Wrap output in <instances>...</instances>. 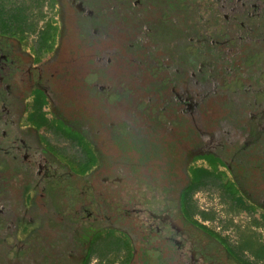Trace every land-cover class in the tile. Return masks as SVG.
I'll return each instance as SVG.
<instances>
[{"label": "flooded vegetation", "instance_id": "flooded-vegetation-1", "mask_svg": "<svg viewBox=\"0 0 264 264\" xmlns=\"http://www.w3.org/2000/svg\"><path fill=\"white\" fill-rule=\"evenodd\" d=\"M55 1L56 37L63 44L45 66L22 51L24 39L0 34V264H89L100 243L125 251L120 264H246L212 229L196 224L191 209L196 190L189 188L193 169L207 168L194 161L201 159L212 170L209 158H217L216 170L223 166L235 178L225 185L234 184L264 208V104L257 109L261 116L241 117L242 125L234 123V129L218 127L213 110L221 109L225 93L238 89L247 95L250 86V114L264 95V84L255 88L264 81V33L254 32L256 25L264 28V0H179L178 10L189 14L192 7L199 13L202 6L217 5L215 16H225V32L212 37L210 23L185 24L184 37L175 36L171 43L183 49L176 54L162 47L163 40L154 42L156 12H164L165 19L175 8L145 10L134 8L131 0ZM222 36L234 43L219 44ZM244 45L252 47L242 52ZM233 46L235 57L229 52ZM199 47L204 50L194 51ZM215 49L230 60L238 56L240 72L253 67L251 77L240 74L244 82L232 81L235 72L226 64L215 72L210 66ZM253 53L256 57L245 60ZM167 64L182 67L173 77ZM220 85L225 93L217 91ZM95 88L98 94L92 95ZM133 100L158 110L155 114L150 106L146 112V102L135 109ZM45 107L57 116L54 127L63 137L71 139L69 131L83 138L96 157L89 171L77 173L42 133L49 125ZM85 111L99 119L98 140L92 141L112 157L109 164L98 165L99 156L86 141L79 124ZM139 126L151 129L155 145L140 149L126 143ZM59 187L68 188L60 207L53 192L59 197ZM22 199V212L14 208L7 215L6 203L16 206Z\"/></svg>", "mask_w": 264, "mask_h": 264}, {"label": "rangeland", "instance_id": "rangeland-1", "mask_svg": "<svg viewBox=\"0 0 264 264\" xmlns=\"http://www.w3.org/2000/svg\"><path fill=\"white\" fill-rule=\"evenodd\" d=\"M44 1V4L40 5L39 8H30L31 0H16L17 4L22 5L23 7L27 8V12L31 15V21H33V29L34 31L25 33L24 41L21 44V48L23 52H26V54L29 55V58H38L39 66H45L50 60H52L55 55L57 54L58 49L62 46L63 42L60 44L59 37H56V34L59 30V6L55 0H42ZM179 0H131L129 1V4H132L134 8H142L147 10V6H151L156 11H164L168 9L175 8L177 12L172 11L169 13L165 19H163V13L164 12H156L158 15H156V19H154L156 22H158L159 29L156 30L155 34H158V37H154V42L162 41V47L164 46L167 48L166 50L169 51L172 54L180 53L183 51V49L179 50L177 48H171V43L173 42L175 36H178L180 39L181 37H184V32L182 33L183 26L186 27L187 24H195L196 27L198 26V22L201 23H210L207 26L208 33L212 32V37L216 35H222L223 32H225V19L224 15L222 13L219 14V17H216L215 15L218 14V11L216 10L217 5H213L211 8H205V6H202L201 11L199 13L194 12L195 8H191L193 13L189 14L187 11L178 10L177 6L179 5ZM211 0H208L209 2ZM40 12H39V10ZM185 15V19L184 16ZM201 15V16H200ZM214 16V18H212ZM51 18V19H50ZM200 18L202 20H200ZM52 21V28L50 30V37L48 41L41 45L40 42L41 35L44 32L46 25ZM184 21V22H183ZM196 21V22H195ZM195 22V23H194ZM243 22V20H242ZM186 24V25H185ZM249 26V25H247ZM247 26L245 25L244 30H247ZM58 27V28H57ZM260 27V26H259ZM182 28V29H181ZM254 29L255 31H260L264 33V28L258 29L257 25ZM214 32H216L214 34ZM247 33H250L249 29L247 30ZM150 35V34H148ZM231 38V37H230ZM230 38H224L223 36L221 38L217 39L220 41L219 44H229L233 42H230ZM249 38V37H247ZM251 38V37H250ZM221 39V40H220ZM27 40V41H25ZM240 42L242 43H248L245 39V37H240ZM234 43V42H233ZM254 45V43L252 44ZM181 46V45H178ZM148 48L151 47L150 45L147 46ZM252 46L250 45H244L242 48L243 51H247ZM179 48V47H178ZM189 48V47H187ZM204 50L203 48H194V51ZM210 50V49H209ZM207 50V51H209ZM227 50V49H226ZM230 53L235 55L236 49L235 46L231 47L229 50ZM212 56L214 58L213 64L210 66L214 68L215 72L220 71V69H223V65L221 67V64H226L228 67H230L231 72H235V75L231 76L232 81L244 82L240 77H238L240 74H244L247 77H251L253 73V67L245 68L242 72H240L241 68L239 67V62L235 59H229L226 56L221 57L220 53L216 54V49L213 50ZM252 57H256V54H251V56H246L245 60H250ZM176 59L181 60L178 56L175 57ZM225 59V60H224ZM224 60V61H222ZM204 62H207L206 59L203 60ZM37 64V62H35ZM90 66V65H89ZM87 65V68H90ZM168 64L166 65V67ZM133 68V65L130 66ZM172 69L168 68L169 74L171 76H176L181 67L182 64H176L175 66H171ZM135 69V68H133ZM256 69V68H254ZM168 73H165L167 75ZM238 75V76H237ZM199 82H205L207 83V80L203 77L196 78ZM260 80L259 85L255 86V88H261L264 84V81ZM217 84L218 82L215 81ZM173 83V82H172ZM243 84V83H242ZM244 86L247 84L244 83ZM221 86L218 88V92L225 93L221 91ZM103 87V86H102ZM264 87V85H263ZM247 89L249 90L247 95H245V90L238 91V89H235V91L232 94H227L224 103L222 102L221 109L217 106L214 107V111L217 112L216 114L217 118L221 122H218V127L221 126L222 130H225V128H232L237 127L235 124L242 125L241 117H247V116H261L257 109H261L260 104H264L263 97L264 95L258 96L257 101L259 104L256 103V110L252 111V113L248 114L246 112L251 111L250 109L253 107V97L254 93L250 86H247ZM99 89L95 88L92 95L98 94ZM230 96V97H229ZM256 96V95H255ZM225 97V96H223ZM262 99V101H260ZM143 100V99H142ZM140 101V102H134L131 105L134 106L135 109H139L141 102L146 101ZM201 100V99H198ZM223 99L221 98V101ZM147 103V102H146ZM146 108L145 111L148 112L153 108V113L156 114L158 108L154 106L152 103L145 104ZM52 110L49 107H45L42 109V112L45 115H48L47 118L49 120V125H47L46 128L43 129L42 133L45 134V137L48 138V140L52 143V145L60 150V153H62L66 160L71 163V165H75V168H77L78 164L84 160H87V155L85 151L82 148V145L79 144L76 140L68 139L63 137L57 129L54 127V119L57 118L56 115H54ZM86 114L83 115L85 118L81 121L80 127L83 129V132L87 134L86 141L90 145V147L93 149L94 152L97 153L98 157V165L102 166L104 164H109V161L111 162L112 157H107L108 155L101 149L100 151L97 149L96 145L92 140H98L97 137V128L98 125H96L95 122H98V118L95 114H92L91 111H85ZM99 116V115H98ZM141 116V115H140ZM145 116L148 115L145 114ZM151 118V117H149ZM95 123V124H94ZM94 124V125H93ZM240 129V128H237ZM87 132V133H86ZM151 129H145L141 128L140 126L137 128H132V130L129 133L128 145H133L135 148H150V145H155L152 141L153 135L151 134ZM92 139H91V138ZM126 139V138H125ZM204 151V150H203ZM109 154V153H108ZM110 156V155H109ZM108 160V161H107ZM194 165L197 164V166L206 165L207 168H209L208 164L198 159L194 161ZM205 166V167H206ZM209 171L213 172L211 175L205 177L204 185H202L199 189H197L193 195H192V211L194 216L200 220L203 224H205L210 229L214 230L215 232L221 234L223 237L227 238L231 246L236 247L240 240L243 239V236L248 235H254L260 240H264V208H261L259 206L253 205V203L248 199L245 198L238 190H236L235 195L232 194V192H228L226 190V182L227 181H234L235 178L232 176L231 172L227 170L223 166H219L217 170H211ZM252 181V180H251ZM254 180L252 183L254 184ZM261 184V183H260ZM56 187L58 186L55 183ZM60 185V184H59ZM67 187L60 188L59 187V197H58V191L53 190L54 197H55V203L59 207L61 206L62 202V194L67 190ZM27 194V193H26ZM38 194V193H35ZM24 196V195H23ZM38 198V197H37ZM25 204L24 199H22L21 203L19 205L15 203H6V213L9 216H12L14 208L16 209V213L22 212L18 210V208L23 209V205ZM30 206L27 204L28 207H31V202H29ZM35 205V204H33ZM59 210H63V208H59ZM29 212H36L35 210H30ZM200 212H206L210 216H212V219L210 220H202L200 217ZM21 214V213H20ZM31 214L27 215L30 217ZM33 216V215H31ZM255 221L259 222L260 224H256ZM116 235L119 237L121 236V232L119 230L116 231ZM125 251L124 252H116L114 250V247L110 245V243H100L97 247V251L93 253L91 260L89 264H120L123 257L125 258ZM242 258L248 262L249 264H256L255 258L252 256L250 252H243ZM111 260V263H108V261ZM260 264H264V262H261Z\"/></svg>", "mask_w": 264, "mask_h": 264}, {"label": "trees", "instance_id": "trees-1", "mask_svg": "<svg viewBox=\"0 0 264 264\" xmlns=\"http://www.w3.org/2000/svg\"><path fill=\"white\" fill-rule=\"evenodd\" d=\"M16 0H0V34H4V35H11V36H16L19 37L20 39H22L25 35V33L27 32H31L34 31L33 29V21H31V15L27 12V8L23 7L20 4H17V2H15ZM44 4V1L42 0H31V5L30 8H39L40 5ZM39 10V9H38ZM40 12V10H39ZM170 15V14H169ZM52 28V23H48L46 25V28L44 30V32L42 33L40 39L42 42H40L41 45L45 44L50 35V30ZM178 44V43H177ZM177 44H175V46H177ZM187 45V44H186ZM44 122H39L38 127L41 128L43 125H45L46 119L43 120ZM67 134H69L70 138L72 140H76L79 144L82 145V148L84 147L86 152L88 153L87 155V161L85 163V165H83V162H80L77 166V168H75V165H72V167L75 168V170L77 171V173H85L87 171H89L91 169V167L96 163V157L93 155V153H91L89 151V149L87 148L86 143L83 141V138H81L80 135L76 134V133H71V132H67ZM210 164L213 166V170H216L217 167V163L219 162V159L217 158H212L210 157ZM83 165V166H82ZM82 166V167H79ZM213 172L209 171L207 168L204 167H199L196 169H193L192 171V187L189 188V191L191 192L192 190H197L199 189L202 185H204L205 181V177L211 175ZM226 190H228V192H233L232 194L235 195L236 192V188L235 185L230 183L229 186H225ZM186 199L189 200V193L186 194ZM189 211L188 208V202H187V212ZM193 213V211H192ZM200 217L202 218V220H210L212 219V216H210L209 214H207L206 212H200ZM256 224H260L259 222L255 221ZM196 224L199 225L202 228L205 229H210L209 227H207L205 224H203L200 220H196ZM211 230V229H210ZM213 233H215V235L221 240L222 243H227L231 248L230 251L232 254H234L237 257L242 258V253L243 252H250L252 254V256L255 258L256 260V264H260L261 262H264V240H260L257 237H255L254 235H248V236H243L239 242V244L236 247L231 246V244L229 243L228 239L223 237L221 234H217V232H214L212 230ZM120 248L121 247H117V250H119L118 252H120ZM151 255L152 259H153V254H149ZM158 254H156L154 256V258L157 257ZM157 259V258H156ZM91 260V258H90ZM89 260V262H90ZM244 260V259H243ZM245 261V260H244ZM112 261L109 260L108 263H111ZM246 264H249L248 262L245 261Z\"/></svg>", "mask_w": 264, "mask_h": 264}]
</instances>
